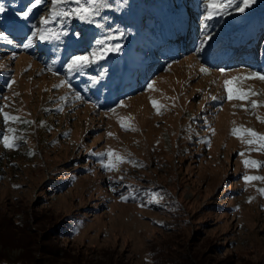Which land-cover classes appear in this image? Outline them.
Returning a JSON list of instances; mask_svg holds the SVG:
<instances>
[{
  "label": "rangeland",
  "instance_id": "1",
  "mask_svg": "<svg viewBox=\"0 0 264 264\" xmlns=\"http://www.w3.org/2000/svg\"><path fill=\"white\" fill-rule=\"evenodd\" d=\"M32 2L0 0V30L12 40H0V264H264V180L243 179L264 177V151L233 134L264 135V80L239 82L245 100H226L224 87L264 75V0L224 16L210 6L219 0H105L95 24L68 19L60 41L33 38L25 49L32 24L61 32L64 18L45 26L37 17L79 7L43 0L26 22L16 13ZM209 14L201 54L193 49ZM181 25L191 34L185 49L172 39ZM109 31L124 33L111 41L121 51L86 74L66 71ZM239 37L254 47L211 60L233 56L210 51L216 41ZM5 135L17 147H5Z\"/></svg>",
  "mask_w": 264,
  "mask_h": 264
},
{
  "label": "snow or ice",
  "instance_id": "2",
  "mask_svg": "<svg viewBox=\"0 0 264 264\" xmlns=\"http://www.w3.org/2000/svg\"><path fill=\"white\" fill-rule=\"evenodd\" d=\"M42 2L43 0H33L30 6H26L24 10L17 12L16 15L27 22L29 15L32 13V10L34 8H37ZM71 2H74L75 4L79 5V7H76L75 9L69 8V10H60V11L53 10L51 12V20H49L47 17H44L43 19H40L39 17H37V19L41 23H43L45 26H47L49 23L57 22L58 18H61V17L64 18V21H61V32L53 33L47 27H45L44 29H40L38 24H32L31 29H30L31 35L29 37H26L25 39L27 40V42L22 43L20 46H22L25 49L32 47L33 38H37L41 42H49L53 40L60 41L62 38V35L64 36L68 35V31H67L68 26L66 23L68 19L75 18L82 23L95 24L96 23L95 17L99 14L100 9L111 6L110 4L105 3V0H87V3H88L87 7L84 4H81V0H56L57 4H61V3L67 4ZM255 3H256V0H226V2L225 0H219L218 4L213 3L210 6L213 9H215V14L224 16V15H227L230 10L239 12V13H244L246 9L250 8ZM4 11H5L4 6L0 4V13H3ZM210 15L211 14L204 15L201 17V20H202L201 27L205 31H203L201 35L197 38V41L195 42V46L193 49V51H198L201 54L206 50L207 47H210L208 41L211 39V36H212V32L210 31L212 25L207 22L210 18ZM72 35L76 36L77 38L79 37L78 32H72ZM123 35L124 33L121 32L119 36H114L111 33V31H109V33L106 35V38L98 39L95 41L97 48L93 49L89 55H74V56L69 57L65 65L66 71L68 73H72L77 76L81 74H86L88 68L91 65L98 62V59L96 58H99V59L106 58L105 52L121 51L122 44L120 43L111 44V41L113 39H116V40L122 39ZM0 40H6L8 43H12V40H10L8 36L6 35L5 31H2V30H0ZM201 71L207 72L208 68L204 67L201 69ZM221 72L223 73V70H221ZM106 74H107L106 69H102L100 73H98L96 76H91L90 80L92 81L93 85L98 84L100 82V79ZM246 78H257L260 80H264V75L260 74L259 72H252L249 74L248 77H233L232 79H226L224 81V87L226 90V96H225L226 100H232V99L245 100L246 99L247 94L241 91V86L239 83L242 79H246ZM62 83L66 84L68 87H71V84L67 80L62 81ZM153 85H154V81L148 83L146 87L149 90H152ZM89 86H92V85L86 84V87H89ZM6 87L10 88L11 83H7ZM77 99H83V97L78 95ZM211 99L216 100L218 99V97L213 96L211 97ZM117 103L122 104L121 101H118ZM156 103H157L156 101H153L154 107H156ZM257 106H258L257 103L255 101H252V107L255 108ZM157 111L159 113V108H157ZM0 112H2V108H0ZM3 117H4L5 122H8L9 120H13V121L20 120L19 117L10 116V114L7 112H3ZM24 122L31 123V122H26V121ZM261 122H264V120H262ZM122 126L125 127V130H128L127 126H124V125ZM9 131H12V129H9ZM241 131L243 134H241ZM233 134L238 135L239 138L244 143H247L249 145L258 144L260 150L264 151V135L256 133L254 130L247 129V128H244L242 130L234 129ZM244 134H246L247 136L251 138L246 139ZM3 144L5 147H8V148L17 147L16 137L13 136L10 138L9 136L5 135L3 137ZM95 155H99L101 158H103L104 156H112L113 153L110 150L108 153H99ZM239 155H243V153H240ZM244 164L246 167L261 166V162L259 161L245 160ZM104 168L106 170H111L113 168V165L110 163L104 164ZM243 179L245 180V182H249L251 180H264V177H249L245 175L243 176ZM113 190H115V188ZM260 191L264 192V190H260ZM154 195H158V194H154ZM129 198L130 197H127V196H123V195L121 196V199L124 201H127ZM131 198L134 199L135 197L133 196ZM144 203H147V201H145ZM144 203H142L141 206H144Z\"/></svg>",
  "mask_w": 264,
  "mask_h": 264
},
{
  "label": "bare ground",
  "instance_id": "3",
  "mask_svg": "<svg viewBox=\"0 0 264 264\" xmlns=\"http://www.w3.org/2000/svg\"><path fill=\"white\" fill-rule=\"evenodd\" d=\"M256 26H257V28H259L261 26V23L257 24V22H256ZM257 28L253 32L254 33V37L257 36ZM186 30L187 29H186V27L184 25H181L180 28L177 27L176 33H175V37L179 40V43L182 44L183 47L187 48L189 46V39L191 37L190 36L191 34L188 31H186ZM263 32H264V30H263ZM250 34H251V32H250ZM240 37L236 40L237 42L233 41L232 43H229L227 41H226V43L225 42H220V40L216 41V43L212 47V50H219L222 46H224V47H227L228 49H230V51L233 52V56H231L230 58H228V57L227 58H224V57H222V58H220V57L219 58L210 57L211 60L213 62H215V63H224L227 60H231V59L235 58L236 56H239V54L240 55H245L246 52L249 51V49L254 47V45L252 44V42L249 43L250 38H248V40H247V37H246L243 40L242 39L240 40ZM224 41H225V39H224ZM247 48H248V50H244V49H247ZM245 62H247V61H245Z\"/></svg>",
  "mask_w": 264,
  "mask_h": 264
}]
</instances>
